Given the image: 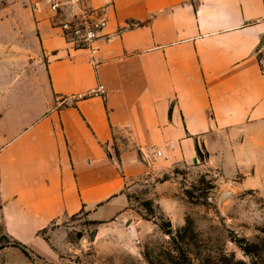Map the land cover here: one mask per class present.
Listing matches in <instances>:
<instances>
[{"label": "crops", "instance_id": "1", "mask_svg": "<svg viewBox=\"0 0 264 264\" xmlns=\"http://www.w3.org/2000/svg\"><path fill=\"white\" fill-rule=\"evenodd\" d=\"M80 1L90 48L48 0L0 20V231L36 252L54 222L122 216L156 171L264 167V0Z\"/></svg>", "mask_w": 264, "mask_h": 264}, {"label": "rangeland", "instance_id": "2", "mask_svg": "<svg viewBox=\"0 0 264 264\" xmlns=\"http://www.w3.org/2000/svg\"><path fill=\"white\" fill-rule=\"evenodd\" d=\"M25 6V0H0V20L20 21V13L4 9ZM226 191L232 198L220 205ZM127 193L122 216L98 223L80 213L54 222L40 233L44 251L23 245L28 257L0 231V264H147L144 255L185 225L198 237L186 232L195 251L213 256L246 261L234 240L264 242V167L225 177L210 167L172 166L134 180Z\"/></svg>", "mask_w": 264, "mask_h": 264}, {"label": "trees", "instance_id": "3", "mask_svg": "<svg viewBox=\"0 0 264 264\" xmlns=\"http://www.w3.org/2000/svg\"><path fill=\"white\" fill-rule=\"evenodd\" d=\"M191 232L197 241V235L185 225L175 233L168 232V239L161 243L157 250L144 255L147 264H264V242L248 243L244 239H235V245L246 257L245 260L235 259L232 255L220 253L216 256L195 251L192 243L186 236V232ZM1 239V237H0ZM9 247L19 249L25 256L28 253L20 243H12ZM5 246L0 244V250Z\"/></svg>", "mask_w": 264, "mask_h": 264}, {"label": "built area", "instance_id": "4", "mask_svg": "<svg viewBox=\"0 0 264 264\" xmlns=\"http://www.w3.org/2000/svg\"><path fill=\"white\" fill-rule=\"evenodd\" d=\"M48 3L52 11L63 16L59 27L63 38L72 47L90 48L100 37L102 20L83 9L80 0H48ZM94 93L103 95V87L99 85Z\"/></svg>", "mask_w": 264, "mask_h": 264}, {"label": "water", "instance_id": "5", "mask_svg": "<svg viewBox=\"0 0 264 264\" xmlns=\"http://www.w3.org/2000/svg\"><path fill=\"white\" fill-rule=\"evenodd\" d=\"M232 198V193L229 191L224 192L220 197V205L227 199Z\"/></svg>", "mask_w": 264, "mask_h": 264}]
</instances>
